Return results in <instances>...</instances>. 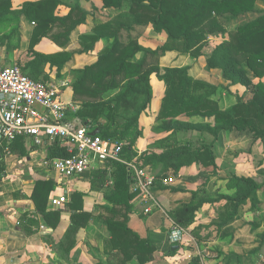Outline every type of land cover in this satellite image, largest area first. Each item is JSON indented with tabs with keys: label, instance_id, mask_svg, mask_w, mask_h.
Wrapping results in <instances>:
<instances>
[{
	"label": "trees",
	"instance_id": "trees-1",
	"mask_svg": "<svg viewBox=\"0 0 264 264\" xmlns=\"http://www.w3.org/2000/svg\"><path fill=\"white\" fill-rule=\"evenodd\" d=\"M106 8H119L126 2L128 12L120 22L116 20L100 23L82 40H88L89 47L102 38H113L109 48L98 54L97 60L80 70L72 88L82 93L83 90L91 95L104 94L109 90L115 93L99 102H84L78 110V124H89L91 117L98 128V135L103 139L125 141L122 156L128 160L137 157L143 165H148L160 176L172 170L180 171L185 165L193 163L204 166H215L214 153L208 146L192 148L177 137L179 131L196 129L207 131L217 140L219 133L224 130L245 129L254 130L255 137L264 136V9L254 19L238 24L232 30H226L220 22V17L236 19L239 15L254 11L257 0H100ZM264 1V0H263ZM58 0H36L25 2L21 9H12V0H0V42L18 47L12 39L19 38V18L35 20L36 26L31 33L28 52L25 59L19 61L22 71L35 80H47V67H55L57 74L63 65L71 58L67 51L42 54L34 49L42 36H49L54 25H63L66 29L53 40L59 45L64 44L69 33L77 25L85 21L84 12L77 6L63 16L54 14ZM81 14V16H78ZM151 24L155 32H165L167 42L155 49L141 45L136 39H121L120 31L126 33L136 25ZM7 27H10L5 31ZM227 37L222 36L223 34ZM222 37L221 39L218 37ZM209 37L220 39L214 47L207 44ZM88 47V49H89ZM176 50L190 54L194 58L204 57L208 69H218L226 80V89L231 86L252 85L251 98L243 102L237 100L231 108L220 109L218 103L211 97L216 85L195 79L188 73L187 67H161L158 57L166 51ZM142 51L139 59L135 54ZM156 57L153 61L151 58ZM250 70L258 80L252 84L251 76L245 70ZM157 76L165 84L156 120H161L157 127L166 132L161 137L147 144V148L137 153L133 146L142 135L141 118L145 114L153 98L151 76ZM91 84V85H90ZM85 104V105H84ZM181 114L188 116L212 117L213 123H200L176 119ZM106 122L99 121L101 116ZM118 118H120L118 120ZM258 124L260 126H258ZM20 140L21 137L15 140ZM1 141V140H0ZM4 144L3 147H6ZM69 153L57 145L50 148L51 157H66ZM0 167V176L2 173ZM109 172V175L107 173ZM110 176V177H109ZM112 184L106 198L113 203L112 208L100 206L103 213L100 218L111 232V240L116 243L114 248L123 253L120 264H128L135 259L134 264H145L151 260L155 250L149 241L140 237L128 227V216L131 212L132 201L136 192L132 189V181L128 168L121 163L108 165L105 169L97 170L90 178V188L102 190L108 180ZM230 184L235 187L233 194L222 195L234 202L238 208L249 198H253L259 185L249 176L234 175ZM51 180H38L32 192L35 203L39 198L47 199L54 189ZM82 194L74 192L71 197V224L66 232L74 234L78 228L84 227L92 213L84 211L81 204ZM213 202L201 189L191 193L186 203L178 204L171 211L176 222L188 227L194 220L195 212L205 202ZM45 220L53 225L59 221L60 210L46 212L40 209ZM122 216V220L118 217ZM28 224H38L35 219H25ZM27 234L32 231L24 228ZM197 237V231L194 232ZM261 235L264 238V233ZM171 254L177 251H169ZM102 264V263H96ZM228 264V263H224Z\"/></svg>",
	"mask_w": 264,
	"mask_h": 264
},
{
	"label": "rangeland",
	"instance_id": "rangeland-1",
	"mask_svg": "<svg viewBox=\"0 0 264 264\" xmlns=\"http://www.w3.org/2000/svg\"><path fill=\"white\" fill-rule=\"evenodd\" d=\"M31 1L36 0H12V6L16 7L18 10L22 8L25 2ZM260 5H264L263 0H260L257 4L258 7ZM74 6H77L84 12L85 21L82 24L77 25V27L69 33L68 39L64 40V44L59 45L52 38L66 29L63 25H54L49 36H42L36 44L42 41V39H45L42 41L43 44H49L48 50L37 51L42 54H50L60 51H67L72 54L69 61L63 65L59 74H57L55 67H47V76L48 79L56 78V80H58L64 78L70 81V87H67V89L62 92L61 96L63 98L71 97L83 105L82 103L84 102L102 101L105 97L108 98L112 96L115 93V90L110 89L109 92H105L104 94L97 93L95 95H91L85 90H83L82 93L73 90L72 85L80 74L79 71L85 66L94 63L97 60L98 54L104 51V49L109 48L113 42L112 37L106 39L102 38L95 42L92 47H89L90 44H88V40L83 41L82 36L91 34L95 26L100 23L112 20H116L117 22L124 20L128 12V5L125 2L124 5L119 8H106L102 6L100 0H58L54 14L58 16L66 15ZM257 15L258 14H250L239 19H226L220 17V22L226 30H232L238 24L251 20ZM78 16H81V14L77 15V17ZM26 19L27 25L23 32H25L24 36L27 40L26 42L29 44L30 36L36 26V22L35 20L32 21L28 18ZM120 36L124 42L128 41L130 38L133 40L136 39L141 45L150 49H155L167 42L166 33L155 32L151 24L143 26L136 25L127 33L125 30H121ZM222 36L227 37L226 33ZM218 37L220 39L222 38L220 36ZM220 39L209 37L207 44L212 48L220 42ZM27 47L22 52L23 58L27 56L26 53L30 52H28ZM140 55H142V51H138L135 54V58L137 59ZM160 57L157 59L154 56L151 58V61L155 58L159 61ZM201 58L204 59L202 56ZM202 59L199 61L197 58V60L192 62L189 66L188 60L185 61V59L182 58L179 65L181 67H187L188 69L193 65V73L194 76H196L193 77L195 79L216 85L217 88L215 92L212 93L211 97L218 103L220 109L227 110L231 108L237 100L246 102L251 98L252 85H236L226 89L225 85L227 82L221 76L220 71L218 69H208L206 67V62H202ZM17 64L19 63L17 62ZM245 70L248 75L251 76L252 84L256 83L258 79L254 77L251 71L246 69V67ZM151 78L154 87L153 93H155L156 99L155 101H152L150 108L155 110L160 107L161 98L165 91V84L154 74ZM262 80L264 81V76ZM77 113L73 115V118L78 121ZM145 114L147 115V111ZM88 118L92 119L91 117ZM119 119L120 118H118V120ZM176 119L208 124L213 123L212 117L201 115L188 116L181 114L176 117ZM99 121L104 123L107 119L102 115ZM144 122L145 121H142L143 127L145 126ZM148 122H150V129L147 128L148 137L147 140L144 141V145L146 146L151 141L166 133L161 132L157 128L160 125L161 120H155L152 116ZM258 126L260 125L258 124ZM176 137L184 144H189L192 148L202 146L210 147L214 153L215 166H204L197 163L183 166L188 167L189 169V172H186L187 174H185L184 177H189V175L194 173L190 180L195 183V189H201L208 198L214 199V201L203 203V205L195 212L193 222L188 227H185L184 237L178 242L180 248L176 253L171 254H176L174 256L175 262L173 263L214 264L216 262L218 264L226 261L228 262L232 257V253L225 252L231 245L236 247V241L239 242V247H242L243 249L250 246V243L257 246L259 241L264 242V238L261 236L263 235L262 233H264V136L261 138L255 137L254 130L247 127L242 130L234 128L232 130L221 131L215 141L214 136L211 133L207 131H198L196 129L179 131L176 134ZM0 167L3 170L1 160ZM85 175L86 174H84V176ZM234 175L249 176L259 185V189H257L255 196L247 199L236 209H234V202H232V200H227L225 197H222V195H231L234 193L235 187L230 184V179ZM110 186L111 185L108 187L110 188ZM133 207L134 205H132L130 211L134 212L135 210H133ZM250 214H253L252 219L249 218ZM118 218L122 220L120 214ZM164 218L165 217H163V219ZM87 225L88 223L85 226ZM127 225L130 227L129 222H127ZM195 231L198 233L197 237L194 234ZM263 247L264 245L260 244L255 250L262 253L264 250Z\"/></svg>",
	"mask_w": 264,
	"mask_h": 264
},
{
	"label": "crops",
	"instance_id": "crops-1",
	"mask_svg": "<svg viewBox=\"0 0 264 264\" xmlns=\"http://www.w3.org/2000/svg\"><path fill=\"white\" fill-rule=\"evenodd\" d=\"M259 2L260 0L256 1L254 11L241 14L236 19L250 14H259V11L264 9V5L257 6ZM11 8L17 10L14 6ZM22 16L19 18V38H13L12 43H10H18V47L15 48L13 45H9L10 48L7 49L8 43L0 42V61L3 64H17L20 60L25 59L22 57V52L26 49L28 42H26L23 30L27 25V19ZM44 40L42 39V41ZM42 41L34 46L36 51L48 50L49 44H43ZM182 58L185 61L188 60L189 66L197 60L190 54L171 50L166 51L160 57L159 65L163 67H181L179 63ZM201 59V56L198 57L199 61ZM202 60V62H205V59ZM188 73L194 76L193 65L188 69ZM151 85L154 89L152 80ZM64 99L71 100L80 108L82 107L79 101L71 97ZM155 99L156 96L153 93V98L146 110L147 115L144 114L141 118L140 123L142 125V121H145V126L142 125V135L133 146L137 153H141L147 148L144 141L148 137L147 128L150 129V122L148 121L152 116L156 120L159 110V108L155 110L150 108L152 101H155ZM74 121L76 123L80 122L75 119ZM86 121L89 124L85 123L83 125L93 131L95 123L90 118ZM55 143V141L45 136L41 145H35L30 137H22L20 140L17 139L11 143L4 140L0 141V160L3 166L0 176V264H120L123 253L114 248L116 243L111 240V232L100 218V213H103V211L99 207L103 206L111 209L113 205L104 195L109 187L106 185L102 190L91 189L90 178L94 172L86 173L82 177L67 179L66 183L70 185L67 204L61 207L50 204L49 197L60 194L61 188L58 186L64 187L65 184V181L60 184V177L53 169L42 165L43 159L51 157L50 148ZM4 144H7V146L3 147ZM186 172H189L188 167H183L177 173L172 170L166 173V176H175L174 183L167 186L158 185L155 196L159 208L154 207L150 213L146 214L143 211L138 197H135L132 201L133 210L135 211L129 213V226L133 232L147 239L155 248L152 253L153 258L145 264H174L173 262H175L174 256L176 254L171 255L169 251H178L180 244L172 243L169 240V224L171 220H174L171 211L178 204L188 202L191 193L196 190L195 183L190 180L194 173L189 177H184L187 174ZM38 180H51L55 183V186L49 192L45 201L43 198H39L35 203L32 192L35 182ZM74 192L82 194V208L84 211L91 212L92 216L87 226L78 228L72 235H67L66 232L71 224L70 216L73 211L71 197ZM40 209H44L46 212L60 210L59 221L54 225L48 222L44 219ZM162 216L165 218L163 219ZM28 218L37 220L38 224L26 223L25 219ZM249 218L252 219L253 214H250ZM24 228L32 231V233L27 234ZM183 228L186 229L184 226ZM262 242L259 241L257 246L250 243V246L243 249L239 247L240 244L236 241V247L231 245L225 252L232 253L231 259L228 262L218 264H264V250L262 249V253L255 250L260 244L264 245V242ZM175 246L176 248L172 249ZM134 263L135 259L128 262V264Z\"/></svg>",
	"mask_w": 264,
	"mask_h": 264
},
{
	"label": "built area",
	"instance_id": "built-area-1",
	"mask_svg": "<svg viewBox=\"0 0 264 264\" xmlns=\"http://www.w3.org/2000/svg\"><path fill=\"white\" fill-rule=\"evenodd\" d=\"M69 83L67 79L35 80L26 75L20 65L0 61V93L3 95L0 99V139L11 143L18 137H30L35 145H41L45 136L69 153L66 157L42 160L43 166L58 174L60 184L65 181L64 187L58 186L61 193L49 197L50 204L55 207L68 202L70 185L66 183L67 179L121 163L129 170L132 189L143 211L150 213L154 207L159 208L155 191L158 185L173 184L175 176H160L137 157L124 158L122 148L125 141L91 135L85 125L76 123L73 115L80 107L61 96ZM111 184L109 179L106 185ZM168 235L172 243H178L184 237L183 226L171 220Z\"/></svg>",
	"mask_w": 264,
	"mask_h": 264
},
{
	"label": "water",
	"instance_id": "water-1",
	"mask_svg": "<svg viewBox=\"0 0 264 264\" xmlns=\"http://www.w3.org/2000/svg\"><path fill=\"white\" fill-rule=\"evenodd\" d=\"M2 98H3V95L0 93V99H2ZM98 133H99L98 128L94 129L93 131H90V134L91 135H96ZM174 248H176V246L175 247H172V249H174Z\"/></svg>",
	"mask_w": 264,
	"mask_h": 264
}]
</instances>
